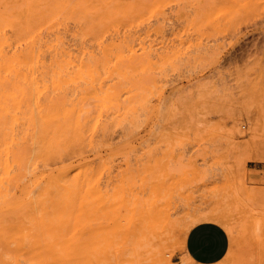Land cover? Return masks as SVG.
Segmentation results:
<instances>
[{
  "label": "rangeland",
  "instance_id": "374dc122",
  "mask_svg": "<svg viewBox=\"0 0 264 264\" xmlns=\"http://www.w3.org/2000/svg\"><path fill=\"white\" fill-rule=\"evenodd\" d=\"M13 1L0 264H264V0Z\"/></svg>",
  "mask_w": 264,
  "mask_h": 264
},
{
  "label": "crops",
  "instance_id": "0c3cea01",
  "mask_svg": "<svg viewBox=\"0 0 264 264\" xmlns=\"http://www.w3.org/2000/svg\"><path fill=\"white\" fill-rule=\"evenodd\" d=\"M229 249L228 232L217 223L204 221L189 231L184 251L196 264H218Z\"/></svg>",
  "mask_w": 264,
  "mask_h": 264
},
{
  "label": "bare ground",
  "instance_id": "6f19581e",
  "mask_svg": "<svg viewBox=\"0 0 264 264\" xmlns=\"http://www.w3.org/2000/svg\"><path fill=\"white\" fill-rule=\"evenodd\" d=\"M24 3V1H23ZM26 3V2H25ZM22 3L13 0H0V19L4 22L11 23L13 25L19 24L18 21H14L15 18L22 16V14L30 10L27 8H21ZM7 31V30H6ZM33 37V36H32ZM31 37V38H32ZM41 42V41H40ZM54 45V44H53ZM57 46V45H56ZM11 47V46H10ZM55 47V46H54ZM58 47V46H57ZM1 48V47H0ZM6 49V48H5ZM55 49V48H53ZM7 50V49H6ZM42 50V49H41ZM18 51V50H17ZM37 51V50H36ZM59 51V50H58ZM40 52V51H39ZM18 53V52H17ZM58 53V52H57ZM4 54V53H3ZM8 54V53H7ZM58 55V54H57ZM39 57V56H38ZM36 62V61H35ZM9 72V71H8ZM34 73V72H33ZM2 79V78H1ZM6 82V81H5ZM4 82V83H5ZM9 84V83H8ZM33 104V102H32ZM195 225V224H194ZM193 228V227H192ZM190 229V228H189ZM231 230V229H230ZM189 259V258H188ZM6 260V258H5Z\"/></svg>",
  "mask_w": 264,
  "mask_h": 264
}]
</instances>
